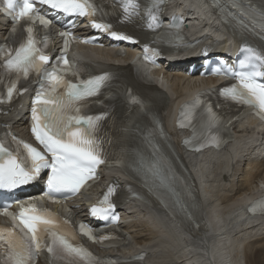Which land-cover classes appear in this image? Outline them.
Instances as JSON below:
<instances>
[{
	"label": "snow or ice",
	"instance_id": "snow-or-ice-1",
	"mask_svg": "<svg viewBox=\"0 0 264 264\" xmlns=\"http://www.w3.org/2000/svg\"><path fill=\"white\" fill-rule=\"evenodd\" d=\"M4 2L6 7L0 11L13 21L10 40L16 33V26L22 22L28 25L36 20L41 25L50 23L49 19L35 10L33 0H23L19 7L13 0ZM122 2L125 16L136 14L134 0ZM158 2L159 0H153L152 7L155 8ZM39 3L65 16L92 18L94 28L110 33L112 37L120 40L131 39L127 35L112 31L109 24L97 22V8L91 0H39ZM233 7H237L236 0H233ZM240 14L245 15L242 10ZM149 15L152 23L148 27L154 29L157 26V17L152 15L151 9ZM259 21L261 29L264 30V13L260 14ZM24 31L27 33L26 39L18 47L12 48L6 44L0 48V65L16 77V80L7 85L6 97L0 94V104L11 102L14 94L26 91L17 87V80L21 77L27 79L32 71L41 77L32 100L31 132L43 152L25 143L23 149L26 155L13 153L0 144V190L11 192L26 186L39 179L44 170H47V194L50 196L58 193L67 197L81 192L95 178L97 166L105 163L103 141L99 132L108 114H88L84 109L100 102L98 98L108 86L109 77L99 75L87 80L76 78L78 82L68 79L69 75L75 76L72 65L66 59L68 40H65V47L57 62L50 71H46L43 66L49 63V57L38 47L33 27L27 26ZM147 51L146 47L145 52ZM252 56L264 64V56H256L255 53ZM243 66L242 63L241 67ZM223 74L233 76L237 83L221 89L222 97L234 103L251 106L264 114V83L258 82V78L264 79V71H257L253 67V70L247 72ZM131 102L139 105L142 110L145 107L143 101L136 98H132ZM209 114L208 126L211 127L217 120L211 115V111ZM149 171L154 176H160L161 185L168 188L175 197L176 206L186 211L185 204L168 180L161 175L159 166L154 164ZM113 195V189L109 188L100 204L90 209L93 219H108L116 207L110 200ZM31 200L32 198H26L14 201L20 211L11 215V228L0 229V264H35L36 258L45 252L51 258L52 264L58 259L69 260L70 264H76L77 259L87 260L90 264V253L70 243L68 236L60 230V222L50 213L38 210ZM2 214L9 215L7 211ZM80 230L90 239H95L91 235V229L84 224H81Z\"/></svg>",
	"mask_w": 264,
	"mask_h": 264
},
{
	"label": "bare ground",
	"instance_id": "bare-ground-1",
	"mask_svg": "<svg viewBox=\"0 0 264 264\" xmlns=\"http://www.w3.org/2000/svg\"><path fill=\"white\" fill-rule=\"evenodd\" d=\"M173 2L176 10L184 8L181 16L194 23L188 28V31L194 34L191 38L200 33L211 37L207 39L211 43L218 40L220 43L214 49V53H218L219 56L223 54L230 56L237 51V43L233 38L237 35L235 31L229 29V37L223 40L227 34L221 27L225 26L213 17L212 12L206 13L201 0ZM84 26L76 30V35L92 36L90 30H80ZM7 32L8 24L0 18V44L7 37ZM101 44L103 38L93 47L79 49L77 47L71 50L69 55L74 57L72 53L75 51V56L79 59L87 58L88 67L106 66L130 72L132 60V57H129L130 53L117 58L114 55L115 50L105 45L104 48L98 47ZM175 55V59L169 56L161 57L164 77L158 80V84L167 87L169 94L168 102L160 109L161 117L168 123V138L178 142L179 136L173 127L177 111L171 113L173 103L187 96L193 97L195 91L213 88L215 80L202 78L200 74L203 69L188 73L191 65L194 64L196 67L200 65L195 51ZM125 81L128 82L127 79ZM153 95L160 99L164 97L158 89H154ZM27 116L25 108L17 106L5 124L17 135L27 137ZM232 125L235 138L226 147L185 156V164L193 176H191L193 183H189L188 188H185L179 174L171 171L181 191L186 189L189 191L188 196L198 201L195 214L198 216L201 209L208 225L203 234L194 241L187 240L177 224L165 217L160 205L155 202L133 200L119 209L124 220L121 228L132 238L131 243L124 244L119 249L121 254L133 256L140 248L150 255L149 264H264V219L258 215H247L244 210L247 203L264 195V136L256 135V129L259 127L256 121L249 117ZM151 132L153 133V130ZM140 138L141 132L138 129L131 125L123 126V134L119 137L116 147L119 146L125 164L133 161L135 146ZM240 162H243L242 168ZM111 173L112 179H119L113 172ZM26 188L30 190V194L39 192L40 178L28 184ZM72 208L78 217H81L77 221L89 219L86 207L80 201H76ZM254 255L256 260L252 261Z\"/></svg>",
	"mask_w": 264,
	"mask_h": 264
},
{
	"label": "rangeland",
	"instance_id": "rangeland-1",
	"mask_svg": "<svg viewBox=\"0 0 264 264\" xmlns=\"http://www.w3.org/2000/svg\"><path fill=\"white\" fill-rule=\"evenodd\" d=\"M83 55H84V54H83ZM242 163H243V162H240V164H241L240 167H241V168L243 167V164H242ZM238 165H239V164H238ZM234 189H235V188H234ZM255 256H256V255L253 256L254 258H253V257L251 258L252 261L256 260V257H255ZM253 259H254V260H253Z\"/></svg>",
	"mask_w": 264,
	"mask_h": 264
}]
</instances>
